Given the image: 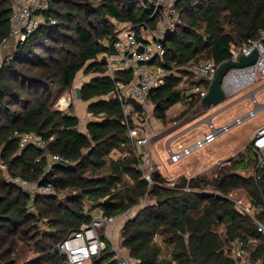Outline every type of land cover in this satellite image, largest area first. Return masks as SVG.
<instances>
[{
	"label": "trees",
	"instance_id": "1",
	"mask_svg": "<svg viewBox=\"0 0 264 264\" xmlns=\"http://www.w3.org/2000/svg\"><path fill=\"white\" fill-rule=\"evenodd\" d=\"M153 1L51 0L45 21L17 42L10 58H3L2 264H66L60 242L87 222L95 208L115 217L134 210L119 231L120 247L133 264H237L231 251L235 240L243 241L251 262L264 264V233L227 197L242 190L264 224V165L255 167L256 157L241 151L209 179L180 178L170 185L158 173L148 185L141 177L142 159L132 151L121 103L113 94L115 82L129 81L132 69H117L111 78L101 56L110 51L118 23L136 31L155 26L162 6L153 12ZM11 2L0 0V41L10 30ZM174 7L175 25L161 38L162 57L154 59L174 71H185V65L196 61L219 64L229 57L230 45L255 38L264 28V0H175ZM80 70L91 75L80 86L81 100L93 116L84 130L72 103L66 109L55 106ZM174 74L168 73L165 83L149 94L153 114L162 121H167V108L183 101ZM15 131L49 140L50 151L68 162L47 169L39 148L32 143L21 147ZM114 150L120 153L116 158L110 157ZM246 150L255 154L250 144ZM12 178L35 183L36 189H23ZM102 238L105 248L84 264L114 263L110 243ZM27 251L34 255L27 257Z\"/></svg>",
	"mask_w": 264,
	"mask_h": 264
},
{
	"label": "built area",
	"instance_id": "2",
	"mask_svg": "<svg viewBox=\"0 0 264 264\" xmlns=\"http://www.w3.org/2000/svg\"><path fill=\"white\" fill-rule=\"evenodd\" d=\"M165 1L162 3L159 0H154L153 12L160 5L163 10V6L166 5L167 15L172 13L177 18L178 13L174 7L175 0ZM50 2L51 0H12L10 30L0 41V49L14 38L16 42L24 40L30 32L42 24L45 21V12L48 10ZM176 18L165 21L164 15L160 13V17L152 29L141 28L139 31L128 27L117 29L110 51L101 56L105 61V73L111 78L114 77V72L117 69H132V78L129 81L119 80L115 82L113 94L121 103L122 122L127 128V137L133 147L134 155L140 156L142 159L139 164L141 177L147 181L148 185L153 182V176L158 169L157 166H152L151 154L145 148L150 140L157 135L150 123L154 104L151 102L149 94L153 88L165 83L168 73L174 72V75L179 77L176 88L182 91L183 101L179 102L178 105L183 108L191 105V109L186 113L204 108L202 100L206 96L210 81L215 77L220 64L225 61H237L240 56L248 55L254 49L257 51L255 61L245 66L229 68L222 78L221 87L226 99H228L256 81H264V28L258 31L257 37L248 38L242 44L230 45L229 57L219 64L214 63L213 60L196 61L185 65L184 69L186 70L181 72L174 71L173 68H166L156 60L154 61L155 58L162 57L164 47L161 38L174 27ZM50 22L54 23V20L51 19ZM4 57L10 58L11 53L3 55L0 66ZM189 74L209 82L195 83L189 78ZM249 95L252 103H254V108L245 114L236 116L222 125H215L209 118L205 130L190 143L178 142L175 148L172 145H166L168 163L178 162L197 149L210 144L233 125L244 121L264 108V103L257 102L254 90L250 91ZM13 135L18 139L21 147L28 143L37 146L40 150V156L45 158L47 169L54 164H66L68 162V159L62 154L50 151L49 140L32 131L21 133L15 131ZM250 147L256 155L255 167L264 165V124L255 128ZM12 181L22 187L28 183V181L19 178H12ZM35 189L33 188L31 191ZM44 189L48 190V186ZM186 189L189 190L188 187ZM230 195L229 193L227 197L233 202L234 208L242 215L251 217L256 223L257 229L264 233V224L254 216L251 201ZM122 215L126 217V213ZM116 219L117 217L106 214L100 208L91 210L89 220L80 224L78 229L68 233L59 244V252L65 255L66 264H84L91 257L98 255L105 248V241L102 236L107 239L110 227L114 225ZM105 234L107 235L105 236ZM231 249L232 255L237 259V264H258L251 262L246 256L242 240L233 241ZM113 252V264H133V260L121 248L114 249Z\"/></svg>",
	"mask_w": 264,
	"mask_h": 264
},
{
	"label": "rangeland",
	"instance_id": "3",
	"mask_svg": "<svg viewBox=\"0 0 264 264\" xmlns=\"http://www.w3.org/2000/svg\"><path fill=\"white\" fill-rule=\"evenodd\" d=\"M159 1L162 3L166 2L165 0ZM161 13L164 15L165 21L176 18V15H173L172 13L167 15L166 5L163 6ZM122 25L123 24L118 23L117 27L122 28ZM10 43L13 49L10 47L11 50L5 49L2 53L8 54V52H13L14 47L17 44L16 39L14 38ZM84 76L90 77L91 75L84 74L82 70L78 71L72 88L63 91L55 104L56 107L66 109L70 103H72L73 113L81 117V124L79 125L81 130H84V123L86 120L93 118V116L87 112L86 108L83 107V105H87L86 101H83L82 103V101L77 100L76 106L73 104L76 99H79L75 97L74 87L79 84L80 80L85 78ZM259 84L260 82L258 81L254 82L252 85L232 97L217 104L210 105L205 112V109H202L197 110V113L190 111L188 113L185 112L181 114L185 108L179 106L177 103L167 108V121H162L156 118L152 112V116L150 117L151 128L157 133V135L150 140V143L145 148L146 151H149L151 154V161L153 162L152 166L158 167L156 171L166 178V184H173L180 178L188 179L196 176H205L208 179L212 178L216 175V172L220 167L228 164L229 161L236 157L241 151H243L245 157H251L252 155L253 157H256L255 154L247 151L246 147L251 143L255 128L261 126V123L264 121L263 109L246 118L244 121L233 125L228 131L220 134L210 144L197 149L192 154L184 157L178 162L168 163L166 160L167 154L165 147L169 144L175 148L178 142L187 144L196 137H199L198 135H201L202 133L200 131H204L203 129L205 123L209 120V117L205 115L216 111V109L222 107L223 105H226L227 107L217 113L212 119L215 122V125H218L219 120L224 119L225 122L230 121L236 116L243 115L250 109H253L254 103H252L249 98V94L250 91L257 88ZM261 91H264V87L257 90L258 97L256 99L258 103L263 102L262 96L259 95ZM130 146L132 147L131 144ZM119 155L120 153L115 150L110 153V157L113 158H116ZM5 177L9 178L7 174ZM33 188H36L35 183H26L25 186H23V189L26 190H33ZM230 194L231 197L242 198L243 200L248 199L242 190H235ZM90 205L91 202H87L86 207H89ZM132 211L133 210L126 213V217L132 216ZM126 217H123V215L118 216L114 225L110 227L111 229L108 232L107 239L112 250L121 248L119 230L125 221L124 218ZM106 235L107 234H105V236ZM156 240L160 242L159 237H156ZM26 255L27 257H31L34 255V252L27 251Z\"/></svg>",
	"mask_w": 264,
	"mask_h": 264
},
{
	"label": "water",
	"instance_id": "4",
	"mask_svg": "<svg viewBox=\"0 0 264 264\" xmlns=\"http://www.w3.org/2000/svg\"><path fill=\"white\" fill-rule=\"evenodd\" d=\"M256 58L257 51L254 49L250 54L240 56L237 61H225L220 64L215 77L212 79V81H210L208 92L202 100L203 104L206 107H209L210 105H214L225 100L226 97L221 87V81L227 70L232 67H241L251 64L255 61ZM205 82L208 83L209 81L205 80ZM74 93L76 98H81L80 86L74 88ZM155 174L158 173L155 172ZM162 201L163 200H160V202ZM0 264L2 263L0 262Z\"/></svg>",
	"mask_w": 264,
	"mask_h": 264
},
{
	"label": "crops",
	"instance_id": "5",
	"mask_svg": "<svg viewBox=\"0 0 264 264\" xmlns=\"http://www.w3.org/2000/svg\"><path fill=\"white\" fill-rule=\"evenodd\" d=\"M10 47H11V43H6L1 49H0V60H1V58L3 57V54H5V53H2V52H4V50L5 49H8V50H11L10 49ZM12 49H13V47H11ZM9 53V52H8ZM85 77V76H84ZM87 80H89V77H85V78H83L82 80H80V82H79V84H77V85H75V87H77V86H81V84L83 83V82H85V81H87ZM203 80V79H202ZM258 82H260V84H259V86L257 87V88H255V89H253L254 90V93H255V97L257 98L258 97V94H257V90L258 89H262V87H264V81H258ZM205 83V81L203 80V82H202V84H204ZM74 84V83H73ZM74 87V88H75ZM252 91V90H251ZM259 95H261L262 96V98H263V102L262 103H264V91H261L260 93H259ZM81 99V98H80ZM80 99H76V101H74L73 102V104L76 106V103H77V100L78 101H82V100H80ZM226 99V98H225ZM82 103H83V101H82ZM178 104V103H177ZM227 105H228V103H227ZM83 107H85L86 108V105H83ZM227 106L226 105H223L222 107H220V108H218V109H216V111H214V112H212V113H210V114H208V115H205V116H208L211 120L213 119V117L217 114V113H219L221 110H223L224 108H226ZM207 108L208 107H205V108H203V109H205L204 110V112L207 110ZM262 110V109H261ZM260 110V111H261ZM263 110H264V108H263ZM204 114V113H203ZM77 115V114H76ZM78 116V115H77ZM204 116V117H205ZM203 117V118H204ZM78 118H79V121H80V116H78ZM89 119H87L86 120V122L88 121ZM232 120V119H231ZM230 120V121H231ZM213 121V120H212ZM85 122V123H86ZM214 122V121H213ZM227 122H229V121H224V119H222V120H219L218 121V125H222V124H225V123H227ZM84 123V124H85ZM207 123V122H206ZM206 123H205V125H206ZM215 123V122H214ZM264 123V121L261 123V124H263ZM79 124H81V121L79 122ZM260 125V124H259ZM203 130H205V126H204V129ZM200 132H202V131H200ZM198 136H200V134L198 135ZM113 152V151H112ZM131 214L132 215H134V211H132L131 212Z\"/></svg>",
	"mask_w": 264,
	"mask_h": 264
},
{
	"label": "bare ground",
	"instance_id": "6",
	"mask_svg": "<svg viewBox=\"0 0 264 264\" xmlns=\"http://www.w3.org/2000/svg\"><path fill=\"white\" fill-rule=\"evenodd\" d=\"M206 106L204 105V108H205ZM155 172H157V173H159L158 171H155ZM155 175V174H154Z\"/></svg>",
	"mask_w": 264,
	"mask_h": 264
}]
</instances>
